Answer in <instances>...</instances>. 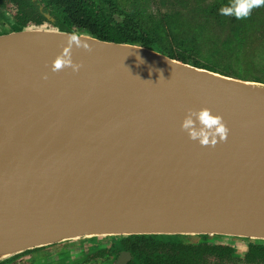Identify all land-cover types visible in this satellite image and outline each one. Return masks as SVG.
I'll return each instance as SVG.
<instances>
[{"label": "water", "instance_id": "1", "mask_svg": "<svg viewBox=\"0 0 264 264\" xmlns=\"http://www.w3.org/2000/svg\"><path fill=\"white\" fill-rule=\"evenodd\" d=\"M10 26L0 34V261L92 237L264 242V83L153 47ZM64 52L79 71L52 70ZM203 107L230 129L214 147L181 130ZM129 260L122 252L115 264Z\"/></svg>", "mask_w": 264, "mask_h": 264}, {"label": "trees", "instance_id": "2", "mask_svg": "<svg viewBox=\"0 0 264 264\" xmlns=\"http://www.w3.org/2000/svg\"><path fill=\"white\" fill-rule=\"evenodd\" d=\"M44 1L48 6H52L53 13L61 22L66 18L79 29L74 31L70 26L65 25L64 29L58 28L61 31L89 34L105 41L153 47L172 59L191 63L198 68L235 79L264 83V7L257 8L246 19L237 20L235 17L222 16L219 12L220 7L228 5L230 0H213L207 10H203V17L205 21L210 19L214 21H210L209 32L216 30L213 27L215 23L223 30L224 37L209 57L204 55L205 53H199L198 43H196L195 49L200 56L195 54L193 48L188 49V45L183 40L191 39L188 37L189 33L185 30L184 25L171 15L162 16V22L156 27H143L142 18L148 13L138 7L137 0ZM122 1H125L124 3L132 2V10H127ZM3 20L9 25L11 20L14 21L0 13V21ZM20 22L28 24L25 20ZM7 32L6 28H0V34ZM202 32L201 35H203ZM251 40L256 44L251 49L252 55L246 56L247 49L243 48V45L245 43L248 45ZM209 45L211 48L212 42ZM196 57L208 60L213 58L216 62L201 65ZM155 238L156 236L109 238L110 246L103 247L97 243L98 238L93 237L90 238L92 244L89 249L94 256L96 254L102 256L106 253L115 255L123 250L129 251L132 255V261L129 264H264V242L261 241L245 240L247 243L246 252L241 254L232 244H221L222 241L219 239L235 240L229 237L199 236L196 242L169 241V238H175L172 236L162 237L167 241H159ZM210 239H216L217 242L209 243ZM82 241L81 239L66 243L74 244ZM49 247L52 246L25 251L0 261V264H17V260L25 256H31L30 264H51L53 258L46 254L40 258L34 256L35 253L46 252ZM67 249L57 254L58 259L61 260L59 264H64L69 259L71 250ZM71 263L70 260L67 264Z\"/></svg>", "mask_w": 264, "mask_h": 264}, {"label": "rangeland", "instance_id": "3", "mask_svg": "<svg viewBox=\"0 0 264 264\" xmlns=\"http://www.w3.org/2000/svg\"><path fill=\"white\" fill-rule=\"evenodd\" d=\"M213 0H137L138 7L143 10L147 11L148 15L146 14L142 18V22H144L143 27H156L157 24H160L161 17L164 15H171L174 19L179 20L180 23H182L185 27V30L189 33L188 37L191 39H185L183 40L185 44H187L188 49L191 50L193 48L195 50V54L199 55L205 53L204 55H210L211 53H214L216 46L219 45V43L222 41V37H224V32L219 26H217L215 23L213 27L216 28L215 31L209 32V25L210 21L213 19L204 20L203 17V10H207V8L211 5V2ZM125 2V1H124ZM123 2V3H124ZM127 10H132V2H126L124 3ZM257 10V9H255ZM232 18V17H228ZM214 22V21H213ZM12 26V25H11ZM45 26L52 27L50 25L45 24ZM203 31V32H202ZM201 32L203 35H201ZM162 34V32H161ZM183 39V37H182ZM212 42L211 48L209 47V43ZM196 43L200 46L199 53L195 49ZM256 42L251 40L249 44L245 43L243 45V48L247 49L246 56L252 55L251 49L254 48ZM203 48V50H202ZM178 50V49H177ZM209 52V53H208ZM200 56V55H199ZM210 57V56H209ZM251 57V56H250ZM249 58V57H248ZM196 60L199 61V64L206 65L209 63L216 62L215 59L210 58L208 59H201L200 57H196ZM246 62V59H245ZM249 63V61H248ZM218 237V236H215ZM198 237H182L177 236L175 238H169L168 240L176 241V242H196L198 241ZM221 244H228L231 243L237 250L243 254L246 252V246L247 243L244 241L239 242H230L228 239H219ZM210 242H217L216 239L209 240ZM70 245L69 243H60L57 245H52V247L47 248L46 252L41 251L39 253H35V257H41L43 255H48L50 258H55L56 254H59L63 251L66 246ZM48 252V253H47ZM79 252L75 251L73 254H78ZM31 256H25L21 259L17 260V264H30L31 263Z\"/></svg>", "mask_w": 264, "mask_h": 264}, {"label": "flooded vegetation", "instance_id": "4", "mask_svg": "<svg viewBox=\"0 0 264 264\" xmlns=\"http://www.w3.org/2000/svg\"><path fill=\"white\" fill-rule=\"evenodd\" d=\"M53 11L54 10L52 6H48L44 0H0V13L16 21L25 20L27 23H43L59 29H64L65 25H68L74 31L79 30L74 24H72L66 18H64L63 19L64 21L61 22L57 17V15L53 13ZM0 28H6L8 32L13 30L12 27L5 20L0 21ZM119 237H129V236H119ZM119 237H95V238H98L97 243L100 246L108 247L110 246V242H111L109 238L117 239ZM162 237L163 236H156L155 239L159 241H167V240H163ZM233 239L235 240L234 241L230 239L228 240L234 243L239 242L240 240L246 243L245 240H247V239H238V238H233ZM82 240H83L82 242H76L74 244L70 242L69 243L70 245L64 248V249L70 248L67 250H71L70 251L71 253L69 254V259L64 264H67L70 260L72 262L71 264H115L118 256L122 252H127L130 254V260L126 264H129L132 261L131 253L125 250L120 251L118 254L115 255L106 253L103 254L102 256L97 254L94 256L92 255L93 252H90L91 250L89 249L90 245L92 244L90 238L82 239ZM75 251L79 253L76 255L73 254ZM55 256L56 257L53 258V262L51 264H59V262L61 261L58 259L57 254ZM36 258H40V257H36Z\"/></svg>", "mask_w": 264, "mask_h": 264}, {"label": "clouds", "instance_id": "5", "mask_svg": "<svg viewBox=\"0 0 264 264\" xmlns=\"http://www.w3.org/2000/svg\"><path fill=\"white\" fill-rule=\"evenodd\" d=\"M261 7H264V0H230L228 5L220 7L219 12L222 16L242 20L250 17L255 9ZM69 42L73 46H81V41L75 33L69 37ZM85 49L91 51V48ZM81 66L73 63L70 52H64L53 61L52 70L60 71L64 67H71L74 71H79ZM181 130L186 132L191 140L198 141L202 146L213 147L219 141H226L230 131L222 115L213 114L208 107L188 109Z\"/></svg>", "mask_w": 264, "mask_h": 264}]
</instances>
